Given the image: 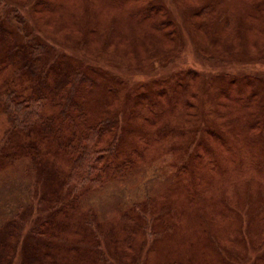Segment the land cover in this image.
Instances as JSON below:
<instances>
[{
	"label": "rangeland",
	"instance_id": "rangeland-1",
	"mask_svg": "<svg viewBox=\"0 0 264 264\" xmlns=\"http://www.w3.org/2000/svg\"><path fill=\"white\" fill-rule=\"evenodd\" d=\"M190 1L187 0L188 10H185L170 0H160L166 7V15H162L160 20L167 19L169 24L167 30L162 31L166 43H162V45L151 42V45L147 47L139 39L131 43L129 37L132 34L130 30L132 27L136 28L135 33L143 27L139 22L134 24L129 20V18L133 19L134 12L130 10L134 6L133 2L137 3L138 0H4L8 3V6L4 8L5 11L1 10L3 4L0 5V22L5 24L0 28L5 33L11 32V27H16L14 20L9 19L10 14L7 13L8 10H15L14 5L19 9L14 13V17L21 18L23 22L19 30L15 29L11 33H16L19 41L22 40L21 47L9 46V48V44L0 45V61H5L0 71V86L12 79L13 82L18 81L13 86L16 90L29 91L36 82L29 80L22 69L29 70V61L32 62L34 58L28 54L30 49L28 52L22 49L23 45H31L32 50L36 46L39 47L37 44L54 47L56 52L53 51L52 55L48 56V63L54 67L53 72L50 73L47 70L49 65L40 74H33V70L30 71L33 75L43 76V80L39 82L40 87L51 90L58 85L61 76L65 77L68 69L75 70L76 68L80 70L81 74L89 78L91 76L97 79V82L100 80L97 83V92L94 93L96 90L92 92L95 95V106L85 108L88 117L93 121L105 117L121 118L123 123L119 121L120 124L116 128L121 150L134 146L137 148L139 143L147 146L148 133H156L151 142L149 139L150 145L145 153L137 149L145 174L142 177L151 178L154 176L155 170H158L160 173L158 181L166 176H174L176 180L174 186L166 187L168 190H175L173 196H168L166 199L165 204L168 205V210L155 205L152 207L150 203L147 204L146 209H142L143 213L140 214L143 222L136 221L138 224L133 226L131 232L128 233L130 242L126 241L124 245H121L122 251L115 248L114 242L105 241L103 245H92L85 239L88 236L87 231L77 239L80 244H84L82 247L88 249L86 257L89 250L95 251L93 246L98 249L100 264H219V260L223 259H226L229 264H261L260 262L264 258V168L255 169L252 166L255 155L256 159L260 161L259 164H264V148L255 149L254 146L246 143L248 138L256 137L254 131L246 127V120L244 123L241 122L235 114L230 120L233 127L231 130L237 132V135L233 136L231 131H226L227 142L233 145L232 148L226 149H232L230 160H227V156L223 155L222 157L219 154V159L211 161V157H206L205 154H212L213 149L195 151L200 143L205 148L206 140H208L207 135L205 139L196 134L194 136L188 134L186 137L183 146H190V150L196 154V159L204 156L203 159H210V162L208 161L206 164L208 171L205 170L202 180L210 185L205 188L203 196L197 197L194 201H188V197L185 196L188 186L193 187L194 182L191 181L190 184V179H194L193 175L177 178L166 168V164L160 163L161 158L168 156V152H171L170 150L164 151L169 145L172 150H179L180 146L182 147L180 141H183L184 137H180V133L189 126L184 125L186 123L183 122V118L178 125L179 114L185 112L188 116L191 113V106L192 109L195 108L196 102H199V105L206 102V106H201V109L206 111L203 115V126L207 128L212 127L210 123L212 118L217 120L216 123H220L222 117H218V113L225 111L227 103L236 104L238 107L244 106L240 99L229 97L228 102H219L223 105L222 109L217 111L208 97L209 94L207 96L205 92L203 94L199 92L198 85L201 84V81H206L209 78L206 75L213 77L221 72L218 70L217 64L228 65V70L222 69V71L230 72V74L236 73L242 67L243 70H246H240L242 73L249 72L251 75L264 76V27L260 32L246 33L249 36V42L244 45L240 43L244 31L236 28L234 18L232 22L230 18L226 19V16H235V18L241 16V10L231 5L228 7V14L224 10L226 4L214 7L209 15L213 18L218 17L220 21L222 20L221 22L227 21V23L225 22L226 27L223 29L230 33L232 39V41L230 38L227 39L229 40L227 42L232 46L229 55L220 43L215 45V42H211L213 41L211 37H207L199 29H195L194 24L202 23L208 14L194 15V12H198V9L201 8L200 0ZM235 1L231 2L236 3ZM203 3L207 4V2ZM231 9L232 11H230ZM189 11L190 13H188ZM237 20L239 21V18ZM237 31L239 32L236 33ZM214 35L215 37L222 36V34L217 35L216 32ZM25 36L35 38V40L25 41ZM225 36L223 38L226 41ZM4 37V33H1L0 38L4 40ZM236 40L239 42L236 43ZM4 48L7 50L6 55L3 53ZM225 58L228 62L220 63V60L226 61ZM24 60L27 64L20 68V64ZM99 67L100 73L106 74L105 80H102L96 73ZM187 71L198 74V78L190 74L193 82L189 92L192 95L188 92V84H184L186 77L181 75L187 74ZM214 82L217 83L216 78ZM174 83H179V85L183 83L184 88L187 89L185 92L188 94L187 98H183L182 102L170 94V91H173ZM30 85V89L26 88ZM248 90L257 91L260 96L264 97V85H251L244 92ZM2 94L4 95V93ZM157 95L159 98L156 97ZM99 99L105 100L104 103L102 102V106ZM184 102L187 103L185 106L182 105ZM52 104L51 100L45 99L44 110L50 117L53 115V111L56 112ZM100 107H106L107 114L100 113L102 110ZM159 107H162L164 113L160 116L154 115L152 111ZM241 110L248 111L240 109L238 112L242 113ZM218 127V125L214 126L216 129ZM108 138L106 135L103 141H107ZM31 144L39 145L35 141H32ZM21 145L22 143H19V146ZM52 149L54 155H61L56 153L54 148ZM60 152L64 151L60 150ZM11 153H14V149H11ZM20 154L25 155L24 152ZM62 155L69 159L68 163L62 156V159L67 162L62 164L66 173V167L70 164L69 157L72 154L64 153ZM22 159L1 160L0 175L8 165H13L16 169V177L14 176L15 182L12 187L15 188L16 183L19 182L24 186H29L30 193L27 200L37 203L44 197V190L41 189L42 184L37 183L36 185L33 172L29 173L30 177L26 176V179L23 178V175L26 171L29 172L33 163L38 161V155L33 158L29 155ZM170 160L168 159L165 163ZM205 162L195 161L201 167H206ZM193 166H195L194 163ZM25 167L26 171H24ZM257 179L262 183L259 187L250 182ZM118 182V179L109 181L105 186H102L99 192L105 195L110 194ZM127 186L132 187L128 189V196H125L123 192H118L119 194L114 196L115 199L114 197L113 199L103 198L101 212L105 216V211L109 207L112 210L126 204L128 200L132 202L135 199L132 195L134 188L138 191H135V194L143 192L142 188ZM5 192V187H1L0 200ZM92 197L93 194L88 199L89 206L98 210L99 199L97 195ZM177 197H180L181 200L175 203ZM142 198L140 197V201ZM156 204L159 206L160 200H156ZM187 207H189V211H186ZM155 208L156 212H154ZM87 211L90 213V210ZM27 214L24 213L21 217L25 218ZM68 215L74 217L72 213H68ZM150 217L152 220H149ZM112 219L110 218L111 221ZM34 221L37 222V225L41 223L37 217ZM168 222L170 224L166 225L165 223ZM33 226L24 224L22 235L26 234L28 227L32 231ZM95 227L89 225L88 230L91 231V236L96 235L98 240L100 238L104 241L106 227L98 225ZM235 231L238 235L234 234ZM117 233L119 236L122 231ZM230 237L233 242L230 241ZM133 238L135 240L132 243ZM27 244L28 242L25 243V246Z\"/></svg>",
	"mask_w": 264,
	"mask_h": 264
},
{
	"label": "trees",
	"instance_id": "trees-1",
	"mask_svg": "<svg viewBox=\"0 0 264 264\" xmlns=\"http://www.w3.org/2000/svg\"><path fill=\"white\" fill-rule=\"evenodd\" d=\"M170 1L176 3L178 7L188 10L187 0ZM231 1L232 0H200L201 8L198 9V12H194V15L202 14L203 16L204 13L208 14L202 23L199 25L196 23L194 24L195 29H199L202 34L211 37L213 41H210L213 43L215 42V45H219L218 43H220L222 47L228 51L229 55L231 54L232 46L227 42L229 41L227 39L230 38L231 41L232 39L229 35L230 33L225 32V29H223V27H226L227 21L221 22L222 20L220 21L218 17L213 18V16L209 15L214 7L217 8L226 4L224 10L228 14V7L231 5L241 10V16L236 17L237 19L239 18V21L233 15V17L226 16V19L230 18L232 22L234 18V20H236V28H240L244 31L243 35L240 34V40H242L240 43L244 45L249 42V36H247L246 33H250L251 31V34L253 32H260L264 27L263 0H261L262 2L260 0H236V3ZM190 2H194V0ZM203 2H207V4L204 5ZM133 3L134 6L130 9L134 12L133 19L129 18V20L134 24L139 22L143 27L136 33V28H129L132 31V34L129 36L131 43H134L137 39L142 40L141 42H143L146 47L150 46L151 42L159 44L166 43L164 41L165 35L162 31L164 32L167 30L166 28L169 25L168 20H160L162 15H166L165 5L160 2V0H138L137 3ZM1 4H3L1 10L5 11L4 8L8 6V3L4 2V0H0V5ZM14 7L15 10H8L7 13L10 14L9 19L11 18L14 20L16 27H11V32L9 33H5L3 29L0 28V34L4 33L6 37H4V40L0 38V45L3 44L5 46V44H9L8 47H19L21 45L22 40L19 41L16 36L17 34H11L15 29L19 30L23 25L21 18L14 17V13L19 10L17 6L14 5ZM174 8L177 9L176 7ZM230 11H232V9ZM188 13H190V11ZM134 16H136V18H134ZM3 25L5 24L1 21L0 27ZM230 27L232 28L231 25ZM214 32H216L217 35L222 34V36L215 37ZM151 34L157 35L152 36ZM224 36L226 41L223 38ZM24 38H26L25 41L35 40V38L27 36ZM235 42L237 43L239 41L236 40ZM225 44H227L226 47ZM37 45H39V47L36 46L33 50L29 44L23 45L22 48L27 52L28 49H30V51L32 50L31 52L29 51L30 53L28 52V54L34 58L32 62L29 61L30 68L29 70H22H24L23 72L26 77L32 82H36V84H34L31 89V85L26 87L30 89L27 92L16 90L13 86L17 84L18 81L13 82L12 79H9L8 82L6 81L0 86V161L18 160L29 157V155L33 158L38 155V161L33 163L30 170H28L29 172L26 171L27 168L25 167L24 171L26 172L23 178L26 179V176L30 177L31 172H33L35 174L36 185L37 183L42 184L41 189L44 190V197L37 203L27 200L30 193L29 186H24L19 182L16 183L17 185L15 188L12 187L15 182V167L13 165H8L6 169L2 171L0 175V188L5 187L6 192L1 196L0 200V264H15L16 262V264H100L98 249L93 246L95 251L91 252L89 250L88 256L86 257L88 249L82 247L84 244H80L77 239L87 231L86 233L88 236H86L85 239L92 245H103L105 241L114 242L115 248L122 251L121 245H124L126 241L128 243L130 242L128 240L130 234L128 233L131 232L133 226L143 222L140 214L143 213L142 209H146L145 206L147 204L150 203L152 207L155 205L156 207H163L168 210V205L165 204L166 199L168 196L172 197L175 190H168L166 187L170 188L174 186L176 180L174 176H166L158 181L160 178L158 170H155L154 176L151 178L142 177L145 174L143 173L144 169L140 160V153L137 149L145 153L152 138L156 136V133H148L150 142L148 139L147 146H143L139 143L137 148L134 146L133 148L128 147L125 150H121L118 139L119 135L116 134V128H118L120 122L123 123L122 119L105 117L98 119V121H93L88 117L85 108L94 105V93L97 92V83L100 80L97 82V79L90 75L89 78L81 74L78 68L75 70L68 69L65 77H60L57 86H54L51 90L45 87L41 88L39 82L43 80V76L33 74H40L48 65L49 68L47 70L50 73L53 72L54 67L48 63V56L50 54L52 55V52H56V50L54 47L48 45ZM216 51L219 52V50ZM6 52L7 50L4 48L3 53L5 55ZM225 59L226 61L220 60V63L228 62L227 58ZM4 64L5 61H0V71ZM26 64L24 60V62L20 64V68L24 67ZM217 66L218 70L221 71L218 75L210 77L209 75L203 74L208 76L210 81L209 78L206 81H201V84L198 85L199 92L202 94L205 92L207 96L209 94L208 97L211 99L212 105L217 109L213 108V106L212 108L217 111L221 110L223 105L219 102H228L229 97L240 99L241 103H244V106L238 107L236 104L227 103L225 111H220L218 113V117H222L220 118V123H216L217 120L212 118L210 122L212 127L207 128L203 126V115L206 111H204L205 109H201V106H206V102L202 105L196 102L195 108L192 109L191 106V113L188 114V116L185 112L179 114L178 125H180L181 119L183 118V122L186 123L184 125L189 126V128L184 129L180 133V137H184L183 141H180L182 147L180 146L179 150H172L169 145L164 151L168 152L170 150L171 152H168L169 155L160 160V163L166 164V168L177 178L193 175L194 179H190V184L191 181L194 182L193 187L188 186V190L185 191V196L188 197V201H194L197 197L203 196L205 188L210 185L202 181L206 172L205 170L208 171L206 164L208 161L210 162L208 158L203 159L205 156H210L211 161H214L215 159H219L220 156L223 157V155H225L227 156V160H230L232 149H226L229 147L232 148L233 145L227 142L226 131H231L233 136L237 135V132L235 133L231 130L233 127L230 120H232L234 114L238 116L237 119L241 122L244 123L246 120V127L254 131V136L256 137L248 138L246 143L251 144L255 149L264 148V97L260 96L257 91L248 90L244 92L245 89L251 85H264V76L260 74L251 75L249 72L242 73L240 72V70L244 69L242 67H240L238 69L239 71L236 73L230 74V72L222 71V69L228 70V65L224 66L217 64ZM31 70H33V74L30 72ZM96 73L99 74L102 80H105L106 74L102 75V73H100V67ZM190 74L198 78V74L191 71H187V74H181L186 77L184 84H188V92L193 82ZM220 75L222 77H219ZM215 78L217 83L214 82ZM184 84L182 83V85H179V83H174L173 91H170L172 97H175L176 100L178 99L181 102L183 98H187L188 95L185 93L187 89L184 88ZM37 89L39 90L37 91ZM2 93H4V95ZM189 94L192 95L190 92ZM2 95L3 98L1 99ZM190 95L189 97H191ZM156 97L159 98V95ZM46 98L53 102L52 107L56 110V112L53 111L51 117L46 110H44V101ZM105 100L99 99V103H104ZM256 101L258 102L254 103ZM103 103L100 105L102 106ZM186 104V102L182 103L184 106ZM101 108L102 107H100V109ZM105 108L106 107H103L100 113L107 114ZM240 109L248 111L244 112L241 110L242 113H240V111L238 112ZM152 112L157 116L164 113L162 107ZM230 115L232 116L229 117ZM240 124L243 126L242 123ZM215 125L219 126L218 129L214 128ZM227 126L228 128H226ZM188 134H193V136L196 134L202 136L204 139L207 135L208 140H206L207 145L205 148L204 145L200 143L195 151H207V148H209L213 149V153H206L203 158L196 159V154L190 150V146H183ZM106 135H108L109 138L107 141H103ZM32 141H35V143L39 145L31 144ZM19 143H22V145L19 146ZM52 148L55 149L56 153L61 155H54ZM11 149H14V153H11ZM60 150L64 152H60ZM21 152H24L25 155L23 156L20 154ZM64 153H67V155H69V153L72 154L69 157L70 164L66 167V173L64 172L63 165L67 163L66 160L69 163V159H66V157L62 155ZM219 154L221 155L219 156ZM62 156L66 160L62 159ZM256 158V155L255 157L253 156L252 166L255 169L264 168V164H259L260 161ZM168 159L171 160L165 163ZM195 161H206V167H201L200 164L195 163ZM193 163L195 166H193ZM211 166L212 165H210V167ZM243 168L245 169L247 167ZM117 179L119 180L118 185L114 186L110 194L105 195L99 192L102 186H105L109 181H117ZM160 181L162 182L160 183ZM250 182L254 184V186L259 187L262 185L259 179L256 181L251 180ZM122 183L123 185H121ZM65 185L67 186L65 187ZM127 185L142 188V194H135V191H138L134 188L132 195H134L135 199L132 202L128 200L126 204H122L118 208H113L112 210H110L109 207L105 211V216L101 212V202L104 200L103 198L107 197L106 199H113L115 195L119 194L118 192H123L125 196H128V189L132 187ZM146 187L147 189H145ZM88 193L93 194L92 198L97 195L100 203L98 210L95 207L89 206L88 199L92 194ZM140 197H143L141 201ZM250 197L252 196L250 195ZM156 200H160L159 206L156 204ZM180 200V197H177L175 203H178ZM87 210H90V213H88ZM155 210L156 208L154 212H156ZM186 211H189V207L186 208ZM96 212L101 216L97 215ZM24 213H28L27 217L22 218L21 215ZM68 213L74 214V217H69ZM35 214L37 215L35 216ZM35 217L41 221L38 225L36 224L37 222L34 221ZM110 218H113L112 221ZM149 220H152V218L150 217ZM24 224L34 226L32 231H30L28 227L26 234L22 235ZM165 224L168 225L170 223L168 222ZM89 225H92L94 228H96V225L106 227L105 240L103 241L100 238L98 240L96 235L91 236V231L88 230ZM211 227L210 225V228ZM118 231H122V234L119 236L117 233ZM234 234L238 235L237 231H235ZM28 239L29 241H27ZM229 239L233 242L231 237ZM134 240L133 238L132 243ZM26 242H28V244L25 246ZM262 259L260 263L264 264V258ZM219 264L229 263L226 259H223L219 260Z\"/></svg>",
	"mask_w": 264,
	"mask_h": 264
}]
</instances>
